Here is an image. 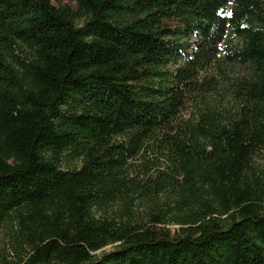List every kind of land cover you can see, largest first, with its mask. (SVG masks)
Masks as SVG:
<instances>
[{"label": "trees", "instance_id": "trees-1", "mask_svg": "<svg viewBox=\"0 0 264 264\" xmlns=\"http://www.w3.org/2000/svg\"><path fill=\"white\" fill-rule=\"evenodd\" d=\"M212 65L232 106L181 118ZM261 156L264 0H0L16 264H264Z\"/></svg>", "mask_w": 264, "mask_h": 264}, {"label": "rangeland", "instance_id": "rangeland-1", "mask_svg": "<svg viewBox=\"0 0 264 264\" xmlns=\"http://www.w3.org/2000/svg\"><path fill=\"white\" fill-rule=\"evenodd\" d=\"M68 2L71 3V0H54V2ZM196 38L194 36L190 37V40L187 44V51L191 54L192 50L195 47ZM172 68V67H170ZM220 70L215 66H210L205 70H201L199 73L200 80L203 81L204 89L209 88V80L213 78L212 84L215 83V88L204 92V96L199 98V95H194L192 99L187 101L184 107L181 110L180 117L188 118L194 114L199 106H214L220 108H229L232 106L231 97L228 95L229 85L220 77ZM213 76V77H211ZM138 168V174L140 176H154L157 170L164 169V163L160 160H156L154 156L142 157L135 161ZM150 166V169L145 172L144 166ZM257 165L260 168H264V156H261L257 159ZM139 216H143L141 212H144L143 205H139L137 211ZM112 245H108L104 250H110ZM15 257L12 255V251L9 249L7 243V230L5 228L0 230V264H16Z\"/></svg>", "mask_w": 264, "mask_h": 264}]
</instances>
